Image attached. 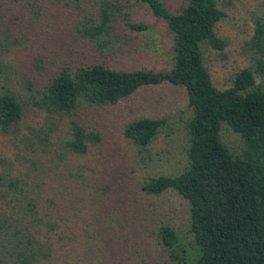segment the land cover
I'll return each instance as SVG.
<instances>
[{"label": "trees", "instance_id": "16d2710c", "mask_svg": "<svg viewBox=\"0 0 264 264\" xmlns=\"http://www.w3.org/2000/svg\"><path fill=\"white\" fill-rule=\"evenodd\" d=\"M7 1L22 6L36 0ZM59 1L76 9L77 35L107 55L131 42L116 31L113 20L146 32L150 25L129 10L145 7L164 25L171 58L161 70L102 62L64 65L44 79L21 81L25 95L0 86V135L6 141L0 149V264L129 263L136 254V226L115 229L110 224L120 221L107 205L110 186L89 182L82 171L87 165H73L67 155H84L101 141L99 131L77 120L81 107L113 105L137 89L161 83L184 89L189 108L185 163L172 175L145 176L140 190L151 195L172 190L185 201L193 264H264V0L244 42L249 64L234 71L224 89L212 84L203 55L207 47L221 50L225 45L214 33L225 16L216 0H186L176 12L162 0H90L94 9L88 8L89 0ZM1 33L0 47L11 43L15 52L20 50L15 35L5 43ZM28 109L35 122L38 113L44 114L40 125L23 121ZM166 121L137 117L121 133L145 149ZM59 123L61 135H51ZM224 134L234 136L235 148ZM154 236L171 262L186 264L189 252L170 225L159 224Z\"/></svg>", "mask_w": 264, "mask_h": 264}, {"label": "rangeland", "instance_id": "374dc122", "mask_svg": "<svg viewBox=\"0 0 264 264\" xmlns=\"http://www.w3.org/2000/svg\"><path fill=\"white\" fill-rule=\"evenodd\" d=\"M162 1L170 11L176 12L186 0ZM259 1L216 0L217 7L225 16L215 24L214 33L225 45L221 50L207 47L203 55L210 80L218 89L228 87L232 73L249 64L244 42L251 36L253 15L263 11ZM4 2L0 3V30L6 39H1L2 44L4 41L9 43L15 35L18 40H12L20 41L21 45L17 52L12 49L11 43L7 49L0 47V86L9 85L22 95H25V90L19 85L21 81L30 76L44 79L54 75L64 65L102 62L113 68L152 70H161L169 65L170 37L164 25L143 6L133 5L129 10L134 19L145 22L150 28L146 32H134L120 21L113 20L116 31L129 37L131 42L122 46L120 52L107 55L94 50L74 31L77 20L75 8L59 0H36L32 1L33 5L22 6L7 0L6 4ZM89 4L92 1L89 0ZM93 4L88 8L94 9ZM4 6L9 11H5ZM5 26L9 30H5ZM25 113L23 121H31V124L38 122V125L43 122L42 112L38 113L36 122L32 120L30 109ZM188 116L183 87L169 83L137 89L113 105L83 106L76 115L86 129L100 132L101 141L90 146L84 155L67 156L73 165H87L88 168L82 171L90 176L89 182L110 186L107 195L111 201L107 205L120 220L110 224L115 229L136 226V254L130 256L128 264H174L154 236L155 228L164 223L175 230L180 244L189 252L186 264H193L195 250L191 247L187 231L185 201L172 190L151 195L139 188L145 176L172 175L181 170L185 163L184 122ZM137 117L167 118L165 126L145 149L132 145L121 133L122 126ZM61 128L63 123L57 124L55 133L50 134L61 135ZM21 129L24 130L23 125ZM225 136L230 138L235 148L237 141L234 136ZM5 142V137L0 135V149L6 146ZM121 264L126 263L122 261Z\"/></svg>", "mask_w": 264, "mask_h": 264}]
</instances>
